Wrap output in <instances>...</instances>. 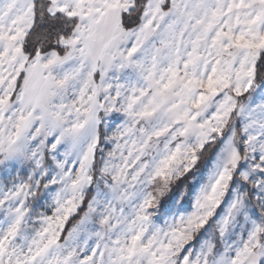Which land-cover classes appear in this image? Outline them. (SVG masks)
Segmentation results:
<instances>
[{"label":"snow or ice","instance_id":"6c2138e0","mask_svg":"<svg viewBox=\"0 0 264 264\" xmlns=\"http://www.w3.org/2000/svg\"><path fill=\"white\" fill-rule=\"evenodd\" d=\"M0 264H264V0H0Z\"/></svg>","mask_w":264,"mask_h":264}]
</instances>
